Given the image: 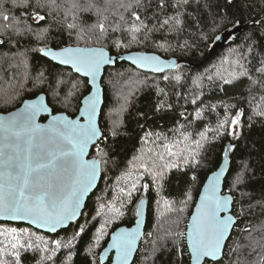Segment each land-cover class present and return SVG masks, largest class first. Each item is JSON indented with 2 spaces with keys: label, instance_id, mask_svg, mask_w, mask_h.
<instances>
[{
  "label": "trees",
  "instance_id": "1",
  "mask_svg": "<svg viewBox=\"0 0 264 264\" xmlns=\"http://www.w3.org/2000/svg\"><path fill=\"white\" fill-rule=\"evenodd\" d=\"M36 2L31 0L32 5ZM121 2L128 0H111L112 8L103 14L108 15L109 25L103 35L96 28L103 15L98 17L95 8L85 9L89 5L103 8L104 0H55L54 4L39 0L40 7L30 8H13L9 3L8 14L14 19L5 22L0 17V113L44 94L53 114L77 115L81 100L90 91L87 80L46 60L41 49L102 47L111 56L140 52L182 61L174 71L162 75L140 72L127 63L106 69L100 116L104 139L91 157L98 159L97 148H103L107 162L101 164L99 186L79 221L57 235L25 225L0 223V227L27 231L19 237L25 245L20 249L21 264H101L98 252L118 227L134 224L135 208L144 197L146 228L133 264H190L185 244L189 217L206 178L219 167L231 144L224 192L233 197L237 223L222 260L209 264H256L264 254V73L259 71L264 67V0H189L179 9L172 7L175 0H163L165 8L158 7L161 0H146L148 7L138 11L148 30L137 34L136 41L123 27L111 31L119 23L120 13L128 16L117 7ZM33 12L45 19L34 20ZM173 16L182 21L179 26L160 27ZM68 24L75 27L70 29ZM239 27L243 29L218 43L227 31ZM238 114L240 120L233 130L231 120ZM195 141L202 146L197 148ZM165 145L178 153L185 148L198 153L195 159L199 163L185 164L179 156L169 157ZM157 153L179 166L163 169L164 178L155 182L144 175L129 202L119 194L132 182H125V177L131 172L136 179L134 167L142 162L150 168L155 162V171H159L164 161L156 158ZM181 154L187 156L188 152ZM115 195L120 197L112 201ZM102 205H115L123 214L103 213ZM96 215L110 217L114 224L94 257L85 247L98 223L80 235L78 230ZM178 232L183 233L182 238ZM0 233H4L0 235L3 248L12 237L1 228ZM56 240L61 242L58 249L52 244ZM43 241L48 242L47 252L41 250ZM0 258L13 264V256Z\"/></svg>",
  "mask_w": 264,
  "mask_h": 264
},
{
  "label": "snow or ice",
  "instance_id": "2",
  "mask_svg": "<svg viewBox=\"0 0 264 264\" xmlns=\"http://www.w3.org/2000/svg\"><path fill=\"white\" fill-rule=\"evenodd\" d=\"M104 2L103 8L89 5L85 10L95 8L97 16L100 17L112 8L111 0H104ZM9 3L13 8L40 7L39 0L35 5H32L31 0H0V17L5 22H11L14 19L8 14L6 6ZM50 3L54 4L55 0H50ZM188 3L189 0H175L172 7L179 9L182 6L186 7ZM166 6L163 0L158 5L159 8ZM73 7H78V5L74 4ZM117 7L128 13V16L120 13L117 17L119 23L112 26L111 31L115 32L123 27L125 31L131 33L132 41H136L137 34L148 30V25L138 11L148 7L146 0H128L127 3H119ZM112 15L117 16L116 12H112ZM32 18L38 21L45 19L39 12H33ZM107 21L108 15H103V22L98 21L96 24L101 35L108 31ZM181 23L182 21L177 16H173L170 19H164L160 27H174ZM8 26L10 25H6V27ZM67 26L70 29L75 27L74 24ZM40 51L51 56L53 60H58L61 64L72 65L76 72H83L85 76H91L93 80L101 66L110 62L105 58L102 49L65 48L60 52L46 51L45 49ZM139 59L144 62H157V58L154 56H145ZM140 66L145 67L146 64L141 63ZM154 70L160 71L158 62ZM259 71L264 73V67ZM227 82L225 80V83ZM96 102L95 97L85 100L86 107L80 112V115L86 118L84 124L70 121L66 117H54L48 126H41L36 123V117L41 111H47L42 104L29 105L23 112L6 120H0V215L16 220L31 219L32 223H38L41 227L47 226L53 231L76 216L85 193L92 187L100 171V165L107 162L105 160L107 153L103 148H97L98 159L84 160L88 146L95 144L97 140L104 139L95 123ZM239 120V114L231 120L233 129ZM201 138L206 139L204 133H201ZM195 144L197 148L202 146L200 141H195ZM165 148L169 157L179 156L185 164L199 163L195 159L198 153H194L188 148L181 150V153L188 152L187 156L173 151L167 145ZM156 158L164 161L159 171H155L157 168L155 162L152 163L151 168L148 163L142 162L139 168L134 167V171L137 172L136 179H132L131 172L125 177V182L129 180L132 182L128 190L125 191L122 188L121 193L129 198V202L132 193L140 186L138 181L142 180L144 175L150 176L155 182L164 178L163 169L179 166L165 161L164 154L157 153ZM223 171L221 168L220 172L210 178L209 185L201 196L198 214L193 216V223L189 226L191 230L187 236V247L192 264H209L206 258L217 260L222 256L225 241L234 223L232 216H220L221 212L228 209L231 202V197L219 194ZM192 179L195 180L196 177L193 176ZM237 179L239 180V177ZM142 187L146 190L148 185L144 184ZM165 203L168 210L172 211L171 206L167 202ZM110 210L116 215L123 214L115 205H111ZM178 211L182 212L183 208ZM102 234L103 229H101ZM0 235H4V233H0ZM8 235L12 237V242L0 248V257L13 256V264H21L20 249L25 245L20 242L19 237L23 234L11 229L8 231ZM138 235L139 231L136 229L113 236L112 247L117 250L120 264H128V258L132 254ZM177 236L182 238L183 233L178 232ZM96 243H99V238ZM43 244L44 247L41 250L47 252L48 242L43 241ZM54 244L57 249L61 246L59 240L54 241ZM27 246L32 247L31 244ZM177 251H180L179 246H177ZM0 264H8V261L0 258ZM256 264H264V254Z\"/></svg>",
  "mask_w": 264,
  "mask_h": 264
},
{
  "label": "water",
  "instance_id": "3",
  "mask_svg": "<svg viewBox=\"0 0 264 264\" xmlns=\"http://www.w3.org/2000/svg\"><path fill=\"white\" fill-rule=\"evenodd\" d=\"M243 29V27H239V29H231L229 31H227L224 35H222L219 39H218V43L219 44H223L224 41L230 37H232L235 33H237L238 31H241ZM66 48H84V47H66ZM95 49H102L103 52L105 53V58L109 59V63H105L101 66L100 71L97 73L95 79L93 80V78L91 76H85L83 74V72H76L75 69L72 67V65L70 64H61L58 60H53L51 58V56L45 55L44 53H42V56L50 61L51 63H53L54 65L60 66L62 68H66L71 70L74 74L78 75L79 77H81L82 79L87 80L88 82V86L90 88L89 93L81 100L80 103V107L78 110V113L75 117H70L68 116L66 113H56L53 114L52 109L50 108V106L47 103V97L44 94H40L37 97L33 98V99H29V100H25L23 101V103L16 108L13 111H10L8 113H0V120H6L20 112H23L25 110V108L29 105L32 104H42L47 111H41L39 113V115L36 117V123L41 125V126H48L49 123L53 120L54 117H66L68 120L70 121H78L80 124H84L86 123V118L80 115V112L82 109H84L86 107L85 104V100H91L93 97L96 98V114H95V123H96V127L100 133V135H103V132L100 128V116H101V111L104 105V89L102 86V80L105 74L106 69L110 68V67H114L116 65V63H127L129 65H131L132 67H134L136 70L143 72V73H148V74H164L166 72L169 71H174L181 63L182 61L178 60V59H164L162 57H160L157 54L154 53H140V52H131V53H127L124 55H117V56H111L110 53L102 47H92ZM65 48L62 49H53V48H46V51H52V52H60L61 50H63ZM145 56H154L157 58V62H158V66L160 67V71H155V67L157 66V62H144L141 61L139 58L140 57H145ZM141 63H145L146 66L145 67H141ZM100 142V140H97L95 144H90L88 146L87 152L84 156V160L86 161H92L93 159H97L95 157H91V153L92 150L94 149V147ZM231 144H229L222 156V160L221 163L219 165V167L212 172L211 174L208 175V177L206 178L200 192L199 195L197 197L196 203L193 207L192 213L189 217L187 226H186V232H185V244L187 247V236H188V232L191 230L190 229V225L193 223V216L198 214V207L200 206L201 203V196L204 194L206 187L209 185L210 182V178L213 177V175L217 172H220L221 168H223V173L221 175V181H220V191L219 194L222 196H228L231 197V202L228 206V209L221 212L220 216H232L233 217V221L234 223L232 224L231 228H230V232L228 234V238L225 241V246L223 249V255L218 257L217 260H212V258H206L209 263H217L219 261L222 260L223 256H224V250L226 247V244L228 243L232 232L236 226L237 223V219L235 218V216L233 215V197L232 195H230L229 193H225L224 192V184H225V180L228 177L229 174V170H230V157H229V150L231 148ZM225 153H227V155H225ZM101 180V165H100V171L98 172L95 181L92 184V187L89 188V190L87 191V193H85L83 200L81 201V205L80 208L77 210V214L76 216L69 221H66L63 225L58 226L54 231L51 230L49 227L45 226V227H41L38 223H32L31 219H27V220H16V219H12L8 216H4V215H0V223H5V224H12V225H25L27 227H30L36 231H39L41 233L47 234V235H57L58 233H60L61 231L67 230L71 225L75 224L77 221H79L82 217V214L84 212L85 209V205L87 203V200L89 199V197L97 190L99 183ZM146 219H147V200L146 198L141 199L136 207V211H135V221L134 224L130 227H126V226H121L118 227L115 231H113L109 237V240L105 246V248L101 251L100 254V262L101 264H107V262L110 260L109 264H120V260L118 259V253L116 248L112 247L113 244V236L114 235H118L121 232L124 233H128L131 232L133 230L138 229L139 231V235L137 236V239L135 241V246L134 249L132 251V254L129 256L128 258V264H133L136 255L139 251L140 248V244L142 241V237L146 228ZM188 250V254H189V249L187 247ZM190 257V255H189ZM190 264H192L191 258H190Z\"/></svg>",
  "mask_w": 264,
  "mask_h": 264
},
{
  "label": "rangeland",
  "instance_id": "4",
  "mask_svg": "<svg viewBox=\"0 0 264 264\" xmlns=\"http://www.w3.org/2000/svg\"><path fill=\"white\" fill-rule=\"evenodd\" d=\"M238 125V124H237ZM235 128H236V126H235ZM234 128V129H235ZM232 129H233V126H232ZM233 129V130H234ZM124 190H125V188H123ZM126 191V190H125ZM119 194H121V195H123L122 193H121V189L119 190ZM120 196H117V195H115L114 197H113V199H112V201H115V200H117L118 198H119ZM144 197H142L141 199H143ZM140 199V200H141ZM139 200V201H140ZM138 201V202H139ZM137 207V206H136ZM102 209V211H103V213L104 212H107L108 213V211L107 210H109L110 211V207H108V208H106V205H102V207H101ZM135 211H136V208H135ZM101 212V211H100ZM100 212H98L99 214H101ZM105 216V215H104ZM114 219H112V218H107V217H105V218H103L102 216L99 218V217H97V215H96V217L94 218V217H92L91 219H89L87 222H83L82 223V225L79 227V230H78V235H80V234H82V232H85L86 231V229H88L89 227H92V226H94V225H96L97 223H98V226L96 227V229H95V232L93 233V235H92V241L85 247L86 248V251L87 252H89L90 253V255H94V257L96 256V253L98 252V248L101 246V243H102V241L107 237V234L109 233V231H110V229L112 228V226H113V224H114ZM2 230H4V231H9V230H11V229H13V228H7V227H0ZM81 229H83V231H81ZM101 229H103V234L101 235ZM17 231V233H21V234H23V235H25V234H27V231H25V230H19V229H17L16 230ZM99 238V243L97 244L96 243V241H97V239ZM60 241V240H59ZM52 244L55 246V244H54V241L52 242ZM92 244V245H91ZM140 249V248H139ZM65 250V253L67 252V250L68 249H64ZM68 253V252H67ZM98 254H99V259H100V254L101 253H99L98 252ZM98 256V255H97Z\"/></svg>",
  "mask_w": 264,
  "mask_h": 264
}]
</instances>
